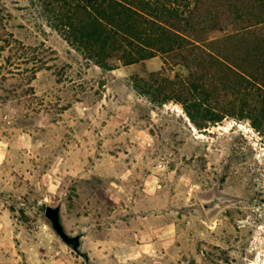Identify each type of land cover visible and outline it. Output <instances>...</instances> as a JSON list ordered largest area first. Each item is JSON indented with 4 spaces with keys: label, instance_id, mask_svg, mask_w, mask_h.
<instances>
[{
    "label": "rangeland",
    "instance_id": "rangeland-1",
    "mask_svg": "<svg viewBox=\"0 0 264 264\" xmlns=\"http://www.w3.org/2000/svg\"><path fill=\"white\" fill-rule=\"evenodd\" d=\"M49 19L37 0H0V264H264V95L212 64L200 107L235 114L196 127L135 86L168 90L151 74L183 67L157 54L102 69ZM210 47L237 63L250 52Z\"/></svg>",
    "mask_w": 264,
    "mask_h": 264
},
{
    "label": "trees",
    "instance_id": "trees-1",
    "mask_svg": "<svg viewBox=\"0 0 264 264\" xmlns=\"http://www.w3.org/2000/svg\"><path fill=\"white\" fill-rule=\"evenodd\" d=\"M37 1L50 17L48 24L102 69L110 68L111 59L129 65L157 54L164 56L166 64L172 61L171 66L183 67L186 73L178 72L170 81L151 74L166 81L168 90L161 83L140 80L135 86L142 93L152 88L155 103H180L196 127L235 114L200 107L209 92L205 85L215 77L212 64L225 71L221 78L233 77L235 89L264 95V0ZM217 30L222 32L218 38L214 37ZM233 38L250 48L245 62L231 61L210 47ZM196 115L203 123L195 122Z\"/></svg>",
    "mask_w": 264,
    "mask_h": 264
},
{
    "label": "water",
    "instance_id": "water-1",
    "mask_svg": "<svg viewBox=\"0 0 264 264\" xmlns=\"http://www.w3.org/2000/svg\"><path fill=\"white\" fill-rule=\"evenodd\" d=\"M207 207V205H204ZM44 216L49 220L52 229L57 234V236L67 245H69L74 251L78 250L79 247V238L80 235H68L64 229L62 224L60 223L59 218V207H53L50 205L45 206L44 208Z\"/></svg>",
    "mask_w": 264,
    "mask_h": 264
}]
</instances>
